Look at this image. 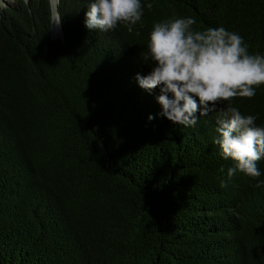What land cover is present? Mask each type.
Wrapping results in <instances>:
<instances>
[{"label":"trees","instance_id":"16d2710c","mask_svg":"<svg viewBox=\"0 0 264 264\" xmlns=\"http://www.w3.org/2000/svg\"><path fill=\"white\" fill-rule=\"evenodd\" d=\"M88 2L58 0L60 38L50 0L0 5V264H264V158L221 187L217 112L175 125L135 80L170 18L264 54V0H141L131 33L86 29ZM231 104L264 126V85Z\"/></svg>","mask_w":264,"mask_h":264},{"label":"clouds","instance_id":"9594fccd","mask_svg":"<svg viewBox=\"0 0 264 264\" xmlns=\"http://www.w3.org/2000/svg\"><path fill=\"white\" fill-rule=\"evenodd\" d=\"M142 15L141 0H89L84 27L109 32L120 24L131 33ZM195 23L193 17L155 23L147 53L140 55L151 70L146 75L137 73L135 80L145 91L159 88L158 115L175 125L194 126L199 116L217 112L213 143L223 158L233 161L221 187H227L237 172L259 178L257 162L264 158V126L256 125V116L242 115L231 101L252 98L256 87L264 85V54H250L248 45L235 32L223 27L197 31L192 27ZM220 102L228 103L217 109ZM218 171L224 173L225 169L221 166ZM260 183L255 186L260 187Z\"/></svg>","mask_w":264,"mask_h":264},{"label":"rangeland","instance_id":"374dc122","mask_svg":"<svg viewBox=\"0 0 264 264\" xmlns=\"http://www.w3.org/2000/svg\"><path fill=\"white\" fill-rule=\"evenodd\" d=\"M10 2H13V0H0V5H4L5 3H10ZM58 2V0H50V6H51V10H52V23H51V26H52V36L54 38H60V29H59V24H57L56 22V19L58 18H55V9H54V6L55 4ZM57 15V14H56Z\"/></svg>","mask_w":264,"mask_h":264},{"label":"bare ground","instance_id":"6f19581e","mask_svg":"<svg viewBox=\"0 0 264 264\" xmlns=\"http://www.w3.org/2000/svg\"><path fill=\"white\" fill-rule=\"evenodd\" d=\"M57 13L55 12V18H57L58 17V14L56 15ZM57 20H58V18L56 19V22H57ZM59 22H57V24H58ZM60 29V28H59Z\"/></svg>","mask_w":264,"mask_h":264}]
</instances>
